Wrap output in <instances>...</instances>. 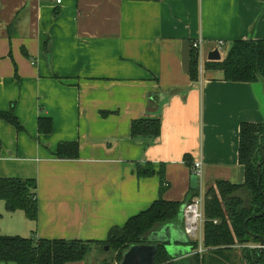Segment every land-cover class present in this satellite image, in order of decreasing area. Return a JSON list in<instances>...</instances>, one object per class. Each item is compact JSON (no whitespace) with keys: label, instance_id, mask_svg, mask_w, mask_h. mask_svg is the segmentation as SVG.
<instances>
[{"label":"crops","instance_id":"crops-1","mask_svg":"<svg viewBox=\"0 0 264 264\" xmlns=\"http://www.w3.org/2000/svg\"><path fill=\"white\" fill-rule=\"evenodd\" d=\"M56 1L0 0V112L22 127L0 121V178L35 181L37 202L30 221L0 201L1 235L104 242L159 198L189 202L194 161L206 191L244 183L240 126L264 125V85L211 70L192 82L181 52L200 38L205 64L219 42L221 61L233 42L264 41V0ZM44 118L49 134L37 130ZM144 119L160 122L159 137L130 136ZM67 142L77 159L55 157ZM190 243L180 213L140 244L172 246L180 261ZM98 250L69 264L110 263Z\"/></svg>","mask_w":264,"mask_h":264},{"label":"trees","instance_id":"trees-1","mask_svg":"<svg viewBox=\"0 0 264 264\" xmlns=\"http://www.w3.org/2000/svg\"><path fill=\"white\" fill-rule=\"evenodd\" d=\"M204 70L218 72L221 80L230 83H258L264 81V41H236L219 62H206ZM189 78L197 82L198 61L190 50ZM0 121L21 131L12 111L0 112ZM39 134L51 132L50 119L38 120ZM160 135L158 120H137L130 125V136L155 139ZM76 142L60 143L55 151L57 159L78 158ZM264 125L242 124L239 132L238 162L244 169V183L240 186L218 181L206 191L203 205V248L206 252L192 255L188 260L172 262L163 246H158L154 264H264V253L247 246L264 244ZM260 166L258 185L256 167ZM137 177H151V169L138 167ZM36 183L33 180L0 178V201L7 213L21 211L30 221L37 217ZM238 191L247 194L246 202L228 197ZM195 195V192L193 193ZM181 205L162 198L146 210L127 220L121 228H112L104 242L72 240H34L0 234V264H69L82 262L93 247L100 251L107 246L118 264L124 252L133 245L144 243L154 229L174 221ZM249 219V220H248ZM215 222V223H214ZM192 249L196 244L191 242ZM237 246L241 248L236 249ZM104 264H112L104 263Z\"/></svg>","mask_w":264,"mask_h":264},{"label":"built area","instance_id":"built-area-1","mask_svg":"<svg viewBox=\"0 0 264 264\" xmlns=\"http://www.w3.org/2000/svg\"><path fill=\"white\" fill-rule=\"evenodd\" d=\"M56 3H60L57 0ZM218 50L223 47V43L219 42ZM190 50H192L198 61V73L201 76L204 71V55L202 50V40L200 38L191 41ZM191 176L196 177L197 187L195 195L186 203L182 211L183 232L190 242L196 244V249L193 250L194 255H203L206 249L203 248V205L205 200L206 189L203 182L202 163L194 161L191 166ZM215 223V222H214ZM249 248L260 249L258 246H247ZM241 248L240 246L236 247Z\"/></svg>","mask_w":264,"mask_h":264},{"label":"water","instance_id":"water-1","mask_svg":"<svg viewBox=\"0 0 264 264\" xmlns=\"http://www.w3.org/2000/svg\"><path fill=\"white\" fill-rule=\"evenodd\" d=\"M181 53H182L181 55H182L183 71L185 73H187L189 70V63H190V51H189L188 43L185 42V44L183 45V49H182ZM207 60L210 62H219L220 61V54H219L218 49L211 52L208 55ZM259 82L264 85L263 80H259ZM263 162H264V153H263L262 163ZM260 166H261V164H258L256 167V171L258 173V185H259L260 180H261V175H260V171H259ZM196 187H197L196 177L191 176V178H190V189L192 191H195ZM228 199H237V200H240V201L245 203L246 199H247V194L243 191H238V192L230 195L228 197ZM184 206H182L180 209L181 215H182V211H183ZM263 214H264V212H263ZM258 240H259V248H260L259 250L261 253H264V244L262 242V239L260 237H258ZM157 241L158 240L155 239V242H157ZM166 241L167 240H163V243H166ZM163 247L166 250L167 254H169L171 257L174 258L175 262H182V260L178 261L181 256L175 255V251H174V248L172 246L165 245ZM108 250H109V248L107 246H105L104 251H108ZM156 251H157L156 245L138 244V245L130 246L124 252L122 259H121L119 264H154V256L156 254Z\"/></svg>","mask_w":264,"mask_h":264},{"label":"rangeland","instance_id":"rangeland-1","mask_svg":"<svg viewBox=\"0 0 264 264\" xmlns=\"http://www.w3.org/2000/svg\"><path fill=\"white\" fill-rule=\"evenodd\" d=\"M224 55H225L224 53H221V56H224ZM204 187H206L205 184H204ZM98 254L104 256L107 262H111L113 264V261H114L113 259L115 255L111 251L98 250Z\"/></svg>","mask_w":264,"mask_h":264},{"label":"flooded vegetation","instance_id":"flooded-vegetation-1","mask_svg":"<svg viewBox=\"0 0 264 264\" xmlns=\"http://www.w3.org/2000/svg\"><path fill=\"white\" fill-rule=\"evenodd\" d=\"M237 249V248H236Z\"/></svg>","mask_w":264,"mask_h":264}]
</instances>
